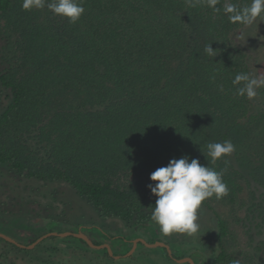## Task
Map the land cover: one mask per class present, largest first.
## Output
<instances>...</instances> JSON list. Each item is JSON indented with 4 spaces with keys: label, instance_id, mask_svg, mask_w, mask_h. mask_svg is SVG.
Instances as JSON below:
<instances>
[{
    "label": "trees",
    "instance_id": "trees-1",
    "mask_svg": "<svg viewBox=\"0 0 264 264\" xmlns=\"http://www.w3.org/2000/svg\"><path fill=\"white\" fill-rule=\"evenodd\" d=\"M83 6L71 24L47 7L25 11L22 0H0V83L11 95L0 118V161L62 180L119 216L141 204L153 209L156 200L141 183L117 187L119 176L150 184L152 172L182 156L226 169L223 198L234 203L237 180L244 182L241 223L255 264H264V87L249 100L232 84L241 72L264 77V63L253 70L229 39L245 26L188 0ZM210 43L214 58L204 52ZM226 140L235 151L213 164L207 144Z\"/></svg>",
    "mask_w": 264,
    "mask_h": 264
},
{
    "label": "flooded vegetation",
    "instance_id": "flooded-vegetation-1",
    "mask_svg": "<svg viewBox=\"0 0 264 264\" xmlns=\"http://www.w3.org/2000/svg\"><path fill=\"white\" fill-rule=\"evenodd\" d=\"M10 99V90L0 83V118ZM0 168V190L3 184L8 186L7 182L12 186L8 188L15 190L12 193L9 190V198L4 195L5 199L0 201V235L14 242L0 237V264H6L11 255H18L24 264L28 263L25 258L33 264H45L44 260L39 262L43 255L52 257V264H217L222 252L223 221L208 211L205 214L203 209L198 210L200 230L196 235L165 236L152 221L150 207L151 212L119 216L94 206L62 180H46L20 172L10 162L0 161ZM29 182L45 190L39 193L29 189L32 185ZM54 186L72 192L77 202L74 209L68 202L50 198L49 187ZM33 198L41 199L47 217L38 219L36 206H31L36 200ZM49 208L67 211L55 215L49 213ZM58 257L61 260L57 261Z\"/></svg>",
    "mask_w": 264,
    "mask_h": 264
},
{
    "label": "clouds",
    "instance_id": "clouds-1",
    "mask_svg": "<svg viewBox=\"0 0 264 264\" xmlns=\"http://www.w3.org/2000/svg\"><path fill=\"white\" fill-rule=\"evenodd\" d=\"M192 7L206 5L213 11L221 10L233 24L252 25L258 19H264V0H251L249 4L238 6L226 0L222 9L217 8L220 0H188ZM47 7L53 14L66 18L75 24L83 15V0H22V9L31 11ZM204 52L214 58L217 51L211 43L205 46ZM236 94L251 100L257 96V89L264 87V77L248 73H238L233 81ZM207 156L215 164L222 157H228L235 151L230 141L208 143ZM226 169L217 171L205 166L198 159L182 156L171 159L164 167L157 168L149 176L151 183L147 185L151 194L156 197L151 219L159 231L169 236L173 233L194 236L200 230L198 210L202 203L215 196L217 200L229 194L228 185L223 176ZM233 264H239L233 261Z\"/></svg>",
    "mask_w": 264,
    "mask_h": 264
},
{
    "label": "rangeland",
    "instance_id": "rangeland-1",
    "mask_svg": "<svg viewBox=\"0 0 264 264\" xmlns=\"http://www.w3.org/2000/svg\"><path fill=\"white\" fill-rule=\"evenodd\" d=\"M229 39L231 43L241 49H243L251 59V65L252 69H257L260 65L264 63V23H261L260 21H255L252 25L245 26L243 29L235 31L229 35ZM5 47V43L3 41V37L0 36V50ZM4 68V62L1 60L0 56V71ZM259 101H255L254 103V111H258L259 109ZM263 131H261L260 135ZM2 169L0 168V172ZM22 172V171H20ZM13 178V176H10ZM239 184V190L236 193V198L234 203L228 202L225 198H222L220 200H217L215 196L212 198H209L205 200L201 207L199 208V211L203 209L205 214L207 213H213L215 216V219H221L225 226L226 234L222 235L221 238V246L222 251L225 253V260L224 261H218L217 264H233V261H238L240 264H255V249L253 246L249 245L248 236L246 235V232L244 230V227L241 223V220L244 216V203L246 201L247 193L244 186V182L242 180H237ZM114 183L117 187H128L130 184H142L143 186L149 185L148 180L141 179L139 180L133 175H127V176H119L114 180ZM8 186L6 187L5 184H3V188L0 190L3 193L2 196H0V201H3L5 199L4 195L7 196V199L10 192H14L15 190L11 191L8 187H12L11 182L6 183ZM32 184L29 189H34L36 192L44 191L45 189H42L41 186ZM6 187V188H5ZM52 191L48 192L50 193V198L52 197L55 202L62 201L68 202L71 210L74 209V205L77 203L73 199L72 192L63 186H54L49 187ZM27 189V188H26ZM10 190V192H9ZM141 190V189H140ZM140 192L145 193V191L141 190ZM147 192V191H146ZM38 193V194H39ZM150 196H153L152 194ZM36 199L33 201L31 206H36V210L38 213H36V216L38 219H42L46 216L47 211L43 208V203H41V199ZM38 199V200H37ZM141 198L139 199V201ZM38 206V207H37ZM53 206H56V203L53 204ZM30 207V205H29ZM51 207V206H49ZM145 205L141 204L137 208H134L132 213L133 214H143L144 212H151V209H145ZM35 210V209H34ZM66 209L60 208L56 211H54L52 208H49V213L53 212L55 215L62 214L66 212ZM204 213V212H203ZM48 214V213H47ZM37 219V221H39ZM42 222V221H41ZM62 249V248H61ZM62 252V250H60ZM34 256V255H33ZM41 259L39 262H45V264H52L53 259L52 257L48 258V256L43 255L40 256ZM32 258V257H31ZM26 264H33L32 260L30 261L28 258ZM61 260L60 257L57 258V261ZM22 261V262H21ZM23 259L18 258L17 256H9L6 260V264H24ZM40 264V263H39Z\"/></svg>",
    "mask_w": 264,
    "mask_h": 264
},
{
    "label": "water",
    "instance_id": "water-1",
    "mask_svg": "<svg viewBox=\"0 0 264 264\" xmlns=\"http://www.w3.org/2000/svg\"><path fill=\"white\" fill-rule=\"evenodd\" d=\"M0 237H2L4 240L8 241V242H11V243H14L11 239L3 236V235H0Z\"/></svg>",
    "mask_w": 264,
    "mask_h": 264
}]
</instances>
